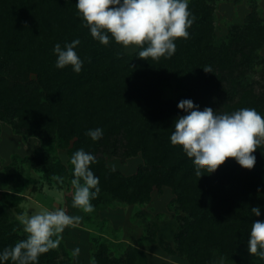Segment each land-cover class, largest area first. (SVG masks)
<instances>
[{
	"label": "trees",
	"instance_id": "16d2710c",
	"mask_svg": "<svg viewBox=\"0 0 264 264\" xmlns=\"http://www.w3.org/2000/svg\"><path fill=\"white\" fill-rule=\"evenodd\" d=\"M217 2L189 0L195 17L189 38L175 40L170 59L156 61L138 58L141 48L126 52L111 36L108 45L93 39L78 15L77 0H0V121L9 120L19 133L66 148L71 157L80 149L94 155L90 170L100 188L91 201L94 211L115 201L145 204L156 188H171L182 221L172 251L190 264H217L222 258L264 264L257 256H241L251 224L264 221V146L253 153L251 170L230 158L198 178L192 159L170 141L174 122L186 115L178 108L182 100H191L201 111L211 107L231 114L247 107L264 116V20L252 12L220 39ZM76 39L81 42L74 49L83 61L81 72L71 66L56 68L54 46L63 48ZM205 66L213 73L204 72ZM173 81L186 92L165 99L164 86ZM96 128L103 136L93 141L86 133ZM113 157L143 161L126 173L111 170ZM51 159L38 152L24 161L46 164L54 173L67 169L74 178V166L55 167ZM7 169L10 177L19 170L13 164ZM254 207L260 216L251 212ZM25 238L19 220L0 204V252ZM66 252L60 243L40 255L37 264H68L59 261ZM93 259L92 264H146L138 247L130 246L124 258L114 257L105 242L96 243Z\"/></svg>",
	"mask_w": 264,
	"mask_h": 264
},
{
	"label": "clouds",
	"instance_id": "9594fccd",
	"mask_svg": "<svg viewBox=\"0 0 264 264\" xmlns=\"http://www.w3.org/2000/svg\"><path fill=\"white\" fill-rule=\"evenodd\" d=\"M75 7L93 39L108 45L111 36L125 48H141L138 58L145 60L170 59L176 52L175 40L188 39V29L195 20L189 10V0H77ZM80 43L76 39L63 48L57 43L53 48L57 56L55 67L71 66L79 74L83 61L74 49ZM203 70L213 73L211 66H205ZM178 108L186 115L174 122L170 141L192 159L198 178L205 173H214L230 158L242 168H254L256 157L253 153L264 146V116L254 108L218 114L211 107L199 110L191 100H182ZM86 135L96 141L103 136V130L90 129ZM70 163L74 166L72 206L91 213L94 211L91 201L100 193L99 178L90 170L96 157L80 149L72 155ZM111 170H116L115 165ZM52 178L63 183L60 176ZM251 212L260 216L259 207L252 208ZM81 219L59 208H42L31 215H20L18 220L26 238L0 252V264L9 260L13 264H37L40 255L58 248L64 230L75 227ZM248 251L264 260V221L251 224ZM79 252L77 247L72 254L78 256Z\"/></svg>",
	"mask_w": 264,
	"mask_h": 264
},
{
	"label": "rangeland",
	"instance_id": "374dc122",
	"mask_svg": "<svg viewBox=\"0 0 264 264\" xmlns=\"http://www.w3.org/2000/svg\"><path fill=\"white\" fill-rule=\"evenodd\" d=\"M252 12L264 20V0H218L215 12L216 34L220 39L227 37L236 24H243ZM138 47L124 50L133 53ZM264 54V47L262 49ZM259 72L253 76L259 77ZM35 78V74H30ZM186 90L177 81L164 86L165 99H178ZM46 153L55 167L70 166L71 155L66 148L44 143L38 136L19 133L9 120L0 121V204H5L18 220L20 215H31L42 208L63 209L67 214L82 217L75 227H68L61 234L62 249L59 261L68 264H92L96 243L105 242L114 257H125L130 246L138 247L146 256V264H190L188 259L172 251L182 221L178 216L174 194L169 187L155 189L152 200L145 204L115 201L93 211L86 219V213L72 206L74 188L67 169L54 173V168L24 161L36 153ZM141 157L123 160L113 157L109 164L126 173L133 172L142 162ZM19 170L13 177L8 166ZM53 176L63 178V183ZM98 212V213H97ZM93 238V239H92ZM94 239L97 241H94ZM80 249L78 256L73 250ZM242 257L250 258L248 248ZM221 264V259H217ZM223 264H236L223 260Z\"/></svg>",
	"mask_w": 264,
	"mask_h": 264
}]
</instances>
